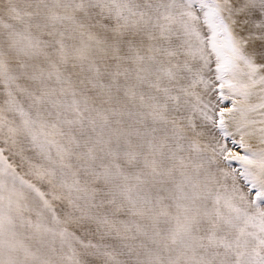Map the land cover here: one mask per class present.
Masks as SVG:
<instances>
[{
  "label": "snow or ice",
  "instance_id": "obj_1",
  "mask_svg": "<svg viewBox=\"0 0 264 264\" xmlns=\"http://www.w3.org/2000/svg\"><path fill=\"white\" fill-rule=\"evenodd\" d=\"M0 264H264V0H0Z\"/></svg>",
  "mask_w": 264,
  "mask_h": 264
}]
</instances>
